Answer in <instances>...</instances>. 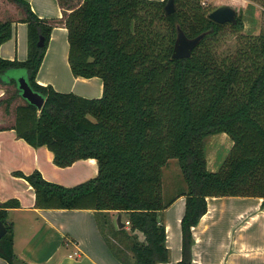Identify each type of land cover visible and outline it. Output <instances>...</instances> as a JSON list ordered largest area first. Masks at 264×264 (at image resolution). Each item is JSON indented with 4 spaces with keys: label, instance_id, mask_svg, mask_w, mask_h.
Returning a JSON list of instances; mask_svg holds the SVG:
<instances>
[{
    "label": "trees",
    "instance_id": "16d2710c",
    "mask_svg": "<svg viewBox=\"0 0 264 264\" xmlns=\"http://www.w3.org/2000/svg\"><path fill=\"white\" fill-rule=\"evenodd\" d=\"M28 24V57L0 55V85L12 88L0 109L15 113L13 128L34 147L46 145L54 163L68 167L79 159L96 158L98 174L67 187L44 178L39 170L25 178L40 208H92L127 214L133 261L168 262L170 250L161 213L180 195L186 197L181 219L182 259L192 263L196 226L208 210L207 197H262L264 206V33L243 34V21L218 23L201 0H59L69 38V63L78 77H100L101 97L56 90L36 80L55 20L40 18L27 0H11ZM264 8V0H259ZM227 24L238 35L234 54L220 56L212 46ZM189 37L205 33L189 57L174 58L177 29ZM13 33V22H0V47ZM43 39V44L40 40ZM12 69H23L31 87L45 97L39 109L22 97ZM21 96L23 103L14 104ZM226 133L233 145L216 171L209 169L205 139ZM176 158L186 188L166 197L163 167ZM179 191V190H178ZM17 198L0 202L7 233L0 239V257L21 261L14 251V226L7 210ZM125 227L121 231H125Z\"/></svg>",
    "mask_w": 264,
    "mask_h": 264
},
{
    "label": "crops",
    "instance_id": "0c3cea01",
    "mask_svg": "<svg viewBox=\"0 0 264 264\" xmlns=\"http://www.w3.org/2000/svg\"><path fill=\"white\" fill-rule=\"evenodd\" d=\"M27 1L40 18L56 21L36 77L37 82L42 85L51 84L56 90L62 92H74L89 98L101 97L102 78L76 77L70 72L68 29L65 26L64 8L60 1ZM24 17L23 11L15 2L0 0V22L7 19L13 22L11 38L0 47V55L3 58L20 61L27 59L28 24L23 21ZM56 38L63 39L64 44L67 45L64 61L70 69L69 81L64 80L56 70L54 61L57 62L58 57L52 55L48 58ZM45 62L47 68L43 72ZM6 89V86L0 85V99L6 94ZM2 112L6 122L0 123V202L12 198L20 201L19 207L7 210V220L14 226V251L21 260L19 262L24 264L33 262L38 264H124L115 255L112 238L101 227L100 217L103 215L105 219L106 214H113L115 219L116 215L121 214L122 221L128 223L124 226L126 230L121 231L120 229L124 227H119L114 220L113 225H117H115L118 228L117 233L132 235L128 217L126 221L123 220L124 214L127 216L125 212L109 210L99 213L92 208L37 207L33 186L25 178L13 174L14 171L30 174L37 169L45 179L72 187L98 174L97 159H79L68 167H60L54 163V154L46 145L34 147L24 138L18 137L17 131L13 128L15 123L13 110L10 114ZM231 143L233 145L232 140ZM185 188L186 186L180 188L171 196L177 195ZM164 194L166 196V193ZM262 202V197H207L208 210L199 223L192 227L195 243L191 264H264V206ZM185 205L186 197L180 195L161 213L166 225L170 259L160 264H177L182 259L181 219L185 212ZM21 215L24 216L21 218ZM108 224L112 223L108 222ZM22 226L26 228L27 233L20 239L19 232ZM109 231L115 234L114 228H110ZM134 234H138L139 239L143 240L140 232H134ZM126 236L129 237L128 234ZM113 240L119 243L118 240L114 238ZM19 242L20 249L17 248ZM45 246H49L50 251H47V247L43 249ZM65 251L67 252L62 253ZM60 252L67 257L61 261L59 255L58 260L55 261ZM0 264L10 263L0 257Z\"/></svg>",
    "mask_w": 264,
    "mask_h": 264
},
{
    "label": "rangeland",
    "instance_id": "374dc122",
    "mask_svg": "<svg viewBox=\"0 0 264 264\" xmlns=\"http://www.w3.org/2000/svg\"><path fill=\"white\" fill-rule=\"evenodd\" d=\"M206 1V4L204 3ZM74 4H79L81 0H73ZM201 4L203 6H207L211 12L215 10L216 8L223 6V5H230L234 7L237 10V17H240L243 21L244 28L242 30L243 34H251V35H258L261 33H264V8L260 4L259 0H201ZM229 23V22H228ZM240 34L235 32L233 28H231L230 24H227L223 30V32L217 37L214 38L212 46L216 49V51L220 54V56H227L230 54H234L236 52L237 46H238V35ZM55 62V61H54ZM57 71L61 77L64 80H70L71 77L69 75L70 69L67 67L65 63L63 64H57ZM12 75L15 76L18 80L22 77V75L26 74V71L23 69H12L11 70ZM72 72V70L70 71ZM91 84V83H90ZM15 89V88H14ZM14 89L10 88L6 89L7 94H11ZM24 99L19 96L14 104L17 103H23ZM4 109L3 107L0 109V123H5L6 118L3 115ZM6 115V114H5ZM231 138L224 133H217L208 136L205 139V146H206V153H207V160H208V167L209 169L216 171L220 168L222 162L224 161L226 155L228 154L231 145ZM20 186V184H17ZM186 186V181L184 179L181 166L179 164V161L176 158L169 159L168 163L163 167V188L164 193H166L167 197H170L171 195L177 193V191ZM24 216V215H23ZM21 215V218L23 217ZM117 217V215H116ZM113 219V214H106V217L104 219V216L101 215V227H103V230L106 234H108L112 238V246L115 252H118L119 255H123V257L130 259L133 261L132 252L130 251V245L132 244V239L130 238L133 236L134 232L130 233L132 235L127 237L125 233H117L116 230H118L117 227H115L117 223V218ZM25 218V217H24ZM127 216L124 214V221H126ZM110 220V221H109ZM114 220L116 221V224L113 225ZM108 222L112 224H108ZM110 225V226H109ZM117 226V225H116ZM110 228H114L115 234H111L109 231ZM25 229V230H24ZM121 230V229H120ZM131 232V231H130ZM27 230L22 226L19 237L20 239L24 238L26 235ZM142 235V234H141ZM127 239H126V237ZM116 239L119 241V243H116ZM124 243V245L121 246V244ZM47 246H45L43 249H45ZM122 249H121V248ZM18 249L21 248V243L19 242ZM49 246L47 247V251L49 250ZM71 251V250H69ZM62 252V253H66ZM61 252L58 254V257L55 261L58 260L60 255V260L62 261L64 258L67 257L63 256ZM72 253V252H71ZM68 263V262H66Z\"/></svg>",
    "mask_w": 264,
    "mask_h": 264
},
{
    "label": "water",
    "instance_id": "95a60500",
    "mask_svg": "<svg viewBox=\"0 0 264 264\" xmlns=\"http://www.w3.org/2000/svg\"><path fill=\"white\" fill-rule=\"evenodd\" d=\"M176 2L175 0H167L165 5V10L167 14L174 13L176 11ZM208 17L218 23H235L237 21V10L230 5H223L208 14ZM205 33H201L195 37H189L184 32L181 27L177 29V37L174 44L173 57L174 58H183L189 57L193 49L200 43L204 38ZM40 44H43V39L40 40ZM19 88L22 93V97L29 102L35 104L39 109L45 104V97L41 93L35 91L31 85L28 83L27 78L22 76L19 80ZM117 223L119 227H124L127 223L122 221V215L118 214ZM7 225L3 220L0 219V239L7 233ZM16 264H24L22 262H17ZM29 264H38V263H29Z\"/></svg>",
    "mask_w": 264,
    "mask_h": 264
},
{
    "label": "bare ground",
    "instance_id": "6f19581e",
    "mask_svg": "<svg viewBox=\"0 0 264 264\" xmlns=\"http://www.w3.org/2000/svg\"><path fill=\"white\" fill-rule=\"evenodd\" d=\"M60 31V30H59ZM64 31V30H63ZM66 46L64 44V41L63 39H59V38H56L54 39L53 43H52V46L50 48V51H49V54H48V58H50L52 55H55L58 57V61L57 62H54V64L56 65L57 64H63L65 63V53H66ZM69 49V48H68ZM47 61V60H46ZM46 63V62H45ZM44 63V64H45ZM53 64V65H54ZM66 64V63H65ZM46 68H47V63L45 64L44 66V69H43V72L46 71ZM61 70V69H60ZM59 70V71H60ZM41 74V73H40ZM43 76V75H42ZM41 76V77H42ZM90 79V78H89ZM68 81V80H67ZM99 82V81H98ZM96 90V89H95ZM97 93V92H96ZM198 258V257H197Z\"/></svg>",
    "mask_w": 264,
    "mask_h": 264
},
{
    "label": "built area",
    "instance_id": "2783aa9c",
    "mask_svg": "<svg viewBox=\"0 0 264 264\" xmlns=\"http://www.w3.org/2000/svg\"><path fill=\"white\" fill-rule=\"evenodd\" d=\"M206 4V1L204 2ZM128 223V222H127Z\"/></svg>",
    "mask_w": 264,
    "mask_h": 264
}]
</instances>
